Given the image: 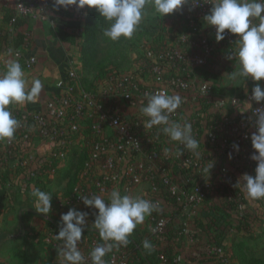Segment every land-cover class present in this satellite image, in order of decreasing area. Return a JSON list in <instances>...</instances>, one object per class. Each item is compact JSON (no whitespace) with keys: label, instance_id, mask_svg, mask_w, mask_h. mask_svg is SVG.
I'll return each instance as SVG.
<instances>
[{"label":"built area","instance_id":"obj_1","mask_svg":"<svg viewBox=\"0 0 264 264\" xmlns=\"http://www.w3.org/2000/svg\"><path fill=\"white\" fill-rule=\"evenodd\" d=\"M188 7L195 13H191L187 25L195 29L196 19H203L211 4L209 0H198L197 4L190 3ZM15 8L19 14H32L31 8L22 1ZM71 9L76 18H83L84 10ZM180 39L186 40L184 33ZM214 39V27L207 26L202 46L194 51L170 48L158 55L149 67L140 65L141 69L115 72L99 81L94 90L82 86L73 61H67L65 76L55 82L56 90L46 101L43 111L9 106L20 127L13 139L0 142V164L26 153L27 160H38L40 168L53 174L54 163L65 161L70 145L78 143L86 152V158L76 171L78 180L72 187L71 201L78 204V210L88 213L86 222L93 223L95 210L85 207L80 196L100 195L107 188L115 187L122 195L136 193L153 203L158 202L159 211H154L144 221L149 235H144L141 242L152 241L156 257L162 263L166 262L164 253L157 250V241L167 228L172 226L181 234L188 229L190 217L196 216L197 209L213 197L218 188L227 186L230 189L237 183L234 173L221 163L216 172L211 169L206 177L202 171L206 161L216 155L227 157L240 169L251 168L253 164L250 136L256 130L255 112L257 109L264 111V102L251 100L255 84L244 94V100L252 107L250 105L247 113H241L238 110L243 99L240 95L217 94L211 84L194 73L197 67L212 63L218 49L212 42ZM235 40L236 37L227 34L226 30L224 46L228 57L234 53ZM4 52L11 55V60H18L23 69H31L36 62L33 56L25 55L18 47H6ZM16 52L19 56L14 55ZM145 56L151 57V51L145 52ZM261 82L264 87V81ZM161 91L183 98L170 120L191 123L194 137L201 142L199 159L182 145L170 142L157 127H143L140 100L146 104L147 95ZM201 125L206 129L202 139ZM34 136L47 146L42 157L36 158L33 153ZM233 144L239 145V152L233 149ZM165 148L169 149V155L164 154ZM181 152L183 154L178 155ZM96 232L86 247L79 248L87 264H91L88 254L98 238ZM48 242L58 256L57 249L62 242L54 236L49 237ZM140 247L135 245L134 249L140 250ZM133 252L128 251L127 246L114 247L106 254V262L131 264ZM142 256H145L144 252Z\"/></svg>","mask_w":264,"mask_h":264},{"label":"clouds","instance_id":"obj_2","mask_svg":"<svg viewBox=\"0 0 264 264\" xmlns=\"http://www.w3.org/2000/svg\"><path fill=\"white\" fill-rule=\"evenodd\" d=\"M198 0H52L53 9H69L75 7L78 11L95 10L100 17L108 22L103 35L111 41L121 37L130 39L148 15L149 9L158 18L173 14L185 5L197 4ZM211 8L203 17L207 26L214 27L217 42L225 39V33L236 37V48L232 56L236 59V69L229 74L232 81L243 78L251 79L255 86L251 90V100L264 102V0H209ZM12 54V50H9ZM19 56V53H14ZM232 56L229 58L232 59ZM43 89L40 79L29 82L26 73L18 60H9L3 71H0V142L11 140L20 127V122L12 115L10 105H23L38 100ZM147 103L140 100V113L144 118L145 129L157 127L170 142H175L200 158V141L193 135L191 123L170 120V115L183 103L179 95H169L157 92L146 96ZM250 104V103H248ZM251 105V104H250ZM252 107V105H251ZM255 112V132L250 136L253 152L250 159L256 162L255 175L243 174L235 187L245 193L248 200L264 199V111ZM242 113V112H241ZM233 149L239 152V145L233 144ZM169 155V149H164ZM183 153H178L182 155ZM230 158H231V154ZM214 161H206L203 173L206 177L214 167ZM34 198V209L38 214L48 215L52 211V195L40 189L31 193ZM85 207L95 210L92 227L98 231L99 237L105 243L96 246L88 254L91 264H105L103 257L112 249L127 246L129 237L136 227L143 224L146 217L154 211H159L158 202L153 203L140 196L121 194L117 188L108 194V202L102 195L80 196ZM88 213L76 208H70L61 214L60 228L54 239L61 241L57 249L61 258L60 264H87L78 245L87 227ZM153 232L156 229H152ZM110 242V243H109ZM143 248L151 251L153 245L147 239Z\"/></svg>","mask_w":264,"mask_h":264},{"label":"crops","instance_id":"obj_3","mask_svg":"<svg viewBox=\"0 0 264 264\" xmlns=\"http://www.w3.org/2000/svg\"><path fill=\"white\" fill-rule=\"evenodd\" d=\"M22 1L29 6L32 10L31 15L22 17L16 24L12 22L11 17L15 12L16 4ZM151 13L150 21L157 17ZM74 11L69 8L67 10L60 9L55 11L53 9L52 0H0V34L9 43L19 44L20 35H28L27 48L24 49L25 55L33 56L36 60L31 69H23L26 73V78L31 84L33 79H40L43 84L42 92L38 100L34 103H25L23 105L14 104L19 109L31 108L36 111H43L45 103L50 95L55 92V82L59 78H63L67 69V61H73V64L80 76V83L83 87H90L94 82V72H87L77 54H74L75 44L71 41L62 40L57 34V28L60 27L58 19L76 18ZM158 18V17H157ZM161 29L157 35V39L163 41H173V36L178 32V17L175 12L170 15H166L161 18ZM80 21V20H79ZM206 29V28H205ZM70 32L71 29L67 28ZM183 30H186L183 28ZM75 33L77 31L74 30ZM196 35L203 34V29L199 30L195 28L193 30ZM157 42V41H156ZM214 42V40H212ZM158 43V42H157ZM154 40L143 37L139 39L131 48L133 51L127 52L128 63L124 64L121 68L123 71H130L132 69L139 68L142 62L140 54L135 53V50H139V46H144L147 49L154 48ZM217 51L213 57L212 63L207 67H197L194 69V73L202 81H206L213 86L214 92L217 94L226 95H240L241 101L238 106V110L247 113L250 109V104L247 100H244L245 92L251 89V86L255 83L251 79L245 81L243 78L232 81L229 74L236 69V59L230 60L228 57L227 47L220 42H215ZM232 50L235 51L236 44L232 46ZM130 50V49H128ZM142 50V49H141ZM144 54V53H143ZM140 56V57H138ZM11 60V55L4 51L0 52V62L2 63L0 71H3L6 63ZM206 129L203 125L199 126L200 139L204 137ZM34 155L36 158L42 157L46 154L47 146L37 137L34 136L33 141ZM86 158V152L80 147L78 143L70 145L67 152V159L62 162H55V171L53 174L48 173V169H42L38 165V160H27L26 153L19 154L18 156L10 159L5 164H0V230L13 229L17 224V211L19 209V203H29L34 207V198L31 193L34 189H40L46 191L52 195V211L48 215L38 213H27V219L30 227V231L23 239H13L6 241L0 247V252L4 246H8L13 242L24 243L25 241L33 242L37 244L38 248L42 247V244H49V237L55 235L60 228L61 214L67 213L70 208L78 209L77 203L71 201V187L74 184L76 177V171H73V167L82 164ZM210 161H214L215 172L218 164L226 165L230 171H232L237 178L247 173L245 169H240L234 166L230 159L227 157L219 158L216 155L211 156ZM75 163V164H74ZM256 168V162L253 161V165L250 171ZM248 174V173H247ZM72 181V182H71ZM115 187L105 189L100 195L108 202V194ZM136 195V193L134 194ZM139 194H137L138 196ZM204 206V205H203ZM34 209V208H33ZM172 210V209H170ZM199 214L198 209L196 216ZM195 217H190V227L195 225ZM94 220V219H93ZM94 222V221H93ZM58 224V225H57ZM92 225V222L89 223ZM10 225V226H5ZM89 229L88 227L85 228ZM95 231L94 227L90 228ZM137 232H133L129 238H142L144 232H146L147 225L144 222L136 227ZM98 232V231H97ZM95 233V232H94ZM92 231H84L82 240L78 247H86L94 238ZM97 240L95 246L105 243L99 237L97 233ZM141 240V239H140ZM50 245V244H49ZM7 248V247H6ZM5 248V249H6ZM53 249V248H52ZM47 257L53 264H60L61 259L56 255V252L50 250ZM105 264L106 257H103ZM139 257L135 255L131 264H145L139 262ZM37 264H43L47 260L39 259V256H35Z\"/></svg>","mask_w":264,"mask_h":264},{"label":"trees","instance_id":"obj_4","mask_svg":"<svg viewBox=\"0 0 264 264\" xmlns=\"http://www.w3.org/2000/svg\"><path fill=\"white\" fill-rule=\"evenodd\" d=\"M14 10L15 12L11 17L14 24L20 21L22 17L27 16L26 14H19L16 8ZM191 13L195 12L188 5L175 12L179 19L178 32L174 34L171 42H161L160 39L156 38L161 29L162 21L161 18L157 17L153 18L150 23L140 26L130 39L123 37L118 41L108 39V46L105 51H108L109 57L94 66L91 65L92 48L96 40L97 31L99 30L98 32L103 35L104 29L109 26L103 17H100L95 10L84 9L82 19H58L60 27L56 30L62 40L71 41L75 44L74 54L79 56L84 69L87 72H94V82L88 87V89L94 90L98 86V82L108 75L123 71L121 68L128 63L127 51L130 49L129 47H132L135 42L143 37L154 40V48L146 50V47L139 46L142 59L141 66L145 68L149 67L157 59L158 55L170 48H184L187 52H191L202 46L201 40L207 33V25L204 24L203 19H196V27L199 30L203 29V34L196 35L193 32L194 29L187 25V19L191 16ZM67 28L71 29V31L69 32ZM183 28L186 30H183ZM183 33L186 36L185 41L180 39ZM27 38L28 35H20L19 44L9 43L0 34V52L4 51L6 47H18L24 52L28 44ZM214 42H216V39H214ZM219 42L224 44L225 39ZM147 51H151V57L145 56ZM259 83L262 84V82ZM250 169L247 168L245 171L248 174L255 175V171L253 169L250 171ZM253 202V200L246 199L245 193L239 188L234 186L227 189V186H222V188H218L217 193L213 197H210L204 203V206L198 209L199 214L195 218L196 222L193 228L188 225V229L179 234L178 229L169 226L162 235L161 240L157 241L159 246L157 250L164 253L166 262L162 263L159 261L156 257V249L145 250L142 246L141 238H129L128 251H134L130 262L134 260L135 255L140 258L139 262L145 264H214L221 262L224 259L227 245L242 238L240 234L245 233V230L250 229L252 226L250 216L252 215L251 203ZM86 224L89 228L85 230L86 232H96L90 229L92 225L89 222H86ZM134 232L136 233L137 230L135 229ZM142 235H149V231L144 232ZM190 236L191 239H189ZM178 239L181 240L183 245L180 249L172 245L174 244L173 241L177 242L179 241ZM135 245L141 246L140 250L144 252V257L140 250L134 249ZM33 246L34 243L29 241L11 243L5 251L0 252V264H37L35 259L31 257V247ZM50 248L53 251L51 246ZM211 248L216 250L210 251ZM233 250L235 256L239 257L243 264H264V261L259 258L247 257L244 243L241 240L233 243ZM46 264L53 263L47 262Z\"/></svg>","mask_w":264,"mask_h":264},{"label":"rangeland","instance_id":"obj_5","mask_svg":"<svg viewBox=\"0 0 264 264\" xmlns=\"http://www.w3.org/2000/svg\"><path fill=\"white\" fill-rule=\"evenodd\" d=\"M151 15H152L151 13H148V15H146L144 19L142 20L140 26L150 23ZM98 31L96 34L95 43L92 48V56H93L92 62H91L92 66H94L96 63H99L103 61L104 59H106L107 57H109L107 54L108 51H105L108 46V38H106L104 35H101V33H99ZM129 48L130 50H128L127 52L134 50V48H131V47ZM135 53L139 55L140 50H135ZM79 167H80V164L78 166V163H77V166L73 167V171H75L77 168L79 169ZM76 180H78L77 177H75L74 181ZM73 186L74 184L70 185L71 189ZM251 210H252V215L250 216V220H251L250 222H252L251 223L252 226L250 227V229L248 230L246 229L245 233L240 234L242 238H239L238 240L233 241L232 243H230V245L228 244L227 247L225 248V256H224L223 261L217 262L214 264H243L240 258L235 256V253L233 250V243L239 240H241L244 243V249H245V253L247 257H252L253 259L259 258L264 261V199L256 200L253 203H251ZM5 226H10V225H5ZM173 243L174 244L172 245H175L178 249H180L183 246L181 243V240L177 242L173 241ZM37 244H34V246L31 247V253H32L31 257L35 259V256H39V259L47 260V262H50L49 259L47 258L49 256L48 252L51 249L50 245L48 243L47 244L44 243L42 244V247L39 249ZM38 245L40 247V244ZM6 247H8V244L4 246L2 250L5 251ZM47 262H45V264Z\"/></svg>","mask_w":264,"mask_h":264},{"label":"water","instance_id":"obj_6","mask_svg":"<svg viewBox=\"0 0 264 264\" xmlns=\"http://www.w3.org/2000/svg\"><path fill=\"white\" fill-rule=\"evenodd\" d=\"M27 213L37 212L30 206L28 202L19 203L16 226L10 230H0V247L6 241L13 239H23L24 236L28 234L30 227L27 219Z\"/></svg>","mask_w":264,"mask_h":264}]
</instances>
